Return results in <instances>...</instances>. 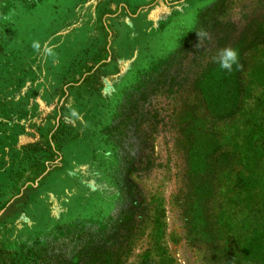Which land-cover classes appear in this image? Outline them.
<instances>
[{
    "label": "rangeland",
    "instance_id": "obj_1",
    "mask_svg": "<svg viewBox=\"0 0 264 264\" xmlns=\"http://www.w3.org/2000/svg\"><path fill=\"white\" fill-rule=\"evenodd\" d=\"M263 26L264 0H0V264H263V204L213 191L252 73L214 57Z\"/></svg>",
    "mask_w": 264,
    "mask_h": 264
},
{
    "label": "trees",
    "instance_id": "obj_2",
    "mask_svg": "<svg viewBox=\"0 0 264 264\" xmlns=\"http://www.w3.org/2000/svg\"><path fill=\"white\" fill-rule=\"evenodd\" d=\"M245 50L248 55L241 59L240 72L250 69L253 74L245 87L238 84L233 112L219 121L223 129L219 133L221 144L213 156V191L220 200L228 198L230 202L246 204L260 201L261 224L255 231H260L264 242V26ZM9 255L12 264L28 263L22 253Z\"/></svg>",
    "mask_w": 264,
    "mask_h": 264
},
{
    "label": "clouds",
    "instance_id": "obj_3",
    "mask_svg": "<svg viewBox=\"0 0 264 264\" xmlns=\"http://www.w3.org/2000/svg\"><path fill=\"white\" fill-rule=\"evenodd\" d=\"M207 37L208 33L198 32V40L201 37ZM39 47V46H37ZM214 62L217 63L219 68L225 72H232L234 70H240L242 68L241 64V52L237 47H227L221 49L218 54L214 57Z\"/></svg>",
    "mask_w": 264,
    "mask_h": 264
},
{
    "label": "crops",
    "instance_id": "obj_4",
    "mask_svg": "<svg viewBox=\"0 0 264 264\" xmlns=\"http://www.w3.org/2000/svg\"><path fill=\"white\" fill-rule=\"evenodd\" d=\"M29 133L27 131L22 132L19 137H17L18 144L24 142L25 144L28 143V141H32L35 139V135H37L36 132L29 130ZM4 213V212H3Z\"/></svg>",
    "mask_w": 264,
    "mask_h": 264
}]
</instances>
